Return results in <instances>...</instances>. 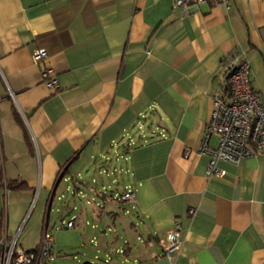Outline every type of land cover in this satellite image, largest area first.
Instances as JSON below:
<instances>
[{"label": "crops", "instance_id": "crops-1", "mask_svg": "<svg viewBox=\"0 0 264 264\" xmlns=\"http://www.w3.org/2000/svg\"><path fill=\"white\" fill-rule=\"evenodd\" d=\"M227 5L0 0L3 247L34 249L43 228L53 236V201L67 193L68 206L55 217L72 222L64 228L85 218L91 230L113 231L118 201L107 178L132 190L126 199L133 200L123 201L137 219L127 222L150 235L136 249L128 226L124 255L102 262L86 253L83 262L264 264V153L238 164L218 160L225 172L211 176L208 156L198 153L212 96L224 89L225 55L247 58L251 89L264 103V0ZM38 47L47 57L35 62ZM45 67L57 77L55 90L41 81ZM84 196L85 204L76 203ZM175 221L181 245L168 256L162 247Z\"/></svg>", "mask_w": 264, "mask_h": 264}, {"label": "built area", "instance_id": "built-area-1", "mask_svg": "<svg viewBox=\"0 0 264 264\" xmlns=\"http://www.w3.org/2000/svg\"><path fill=\"white\" fill-rule=\"evenodd\" d=\"M201 4L226 5L227 0H174V5L185 10ZM47 52L38 47L33 50L35 62L44 60ZM224 70V89L212 96V111L205 132L198 147L199 154L208 156L205 174L223 175L224 170L217 167V161L223 160L238 164L243 158L264 153V103L251 89L249 83V62L238 52L225 55L222 59ZM41 81L48 89L58 88V80L50 67L41 71ZM215 145H210V139ZM189 150L185 151V155ZM132 190H126L120 199L132 198ZM192 213V210H189ZM72 225L71 221L66 222ZM181 225L175 221L166 233L162 252L168 256L176 253L181 245ZM56 256L53 251V236L50 230L43 228L41 238L34 249L24 250L14 242L4 247L0 264H37Z\"/></svg>", "mask_w": 264, "mask_h": 264}, {"label": "rangeland", "instance_id": "rangeland-1", "mask_svg": "<svg viewBox=\"0 0 264 264\" xmlns=\"http://www.w3.org/2000/svg\"><path fill=\"white\" fill-rule=\"evenodd\" d=\"M115 178L119 181L124 179V182L130 181V177L126 174H117ZM105 185L108 184V190H113L114 197L118 201V205L115 206V214L110 220L113 231L108 230L106 225L101 228L106 229L105 233L101 229L91 230L89 226L84 224L85 218L80 223H76L71 227L64 228L66 223H62V213H59V219H56V208L63 206V208L68 206V201L70 200V194L67 193L66 199H55L52 211L50 213V220L54 221L52 225V231L54 236V249L56 251L57 259L51 260L52 264H79L83 261H89L88 255H95V261H107L110 257H119L125 254L126 247V236L134 241V245L137 248H142L143 241L148 239L150 235L147 232L144 225L139 224L137 228H130L127 220L135 222L137 219L135 211L131 208V204L126 205L127 201L123 200H133V199H120V196L124 193V188L118 183H110L107 178H104ZM131 182V181H130ZM129 182V183H130ZM63 182L60 183V188L63 186ZM131 184V183H130ZM105 193V191H102ZM112 192V193H113ZM59 193V192H58ZM76 203H84L88 200V196L76 198ZM97 200H101V197L96 196ZM65 200L67 203H65ZM116 202V201H115ZM114 202V203H115ZM116 204V203H115ZM121 204V205H120ZM88 207V206H87ZM62 208V209H63ZM77 212L76 210L74 211ZM139 213V212H138ZM64 217H69V215H64ZM119 220L118 223L113 222V220ZM66 219V218H64ZM56 220V221H55ZM114 223L115 225H113ZM129 226V230H128ZM128 230L129 234L126 235L123 230ZM125 234V235H124ZM152 235V234H151ZM95 238H92V237ZM138 236V237H137ZM92 238V240H90ZM135 238L137 240H135ZM117 248V251H115ZM87 253V254H86Z\"/></svg>", "mask_w": 264, "mask_h": 264}, {"label": "trees", "instance_id": "trees-1", "mask_svg": "<svg viewBox=\"0 0 264 264\" xmlns=\"http://www.w3.org/2000/svg\"><path fill=\"white\" fill-rule=\"evenodd\" d=\"M62 175V174H61ZM61 175H59L58 177V179H60L61 178ZM63 176V175H62ZM13 184H14V182H13ZM17 186H19V185H17ZM15 187H16V185H15ZM3 246H2V244H1V242H0V258H1V255H2V252H3ZM12 264V263H11ZM42 264H47V262L46 261H43L42 262ZM81 264H92V263H89V262H83V263H81ZM104 264H106V263H104Z\"/></svg>", "mask_w": 264, "mask_h": 264}]
</instances>
